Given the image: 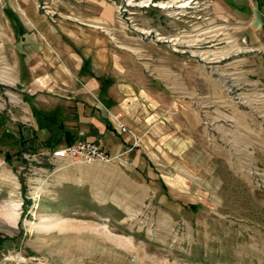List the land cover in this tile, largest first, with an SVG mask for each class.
<instances>
[{
	"label": "rangeland",
	"instance_id": "374dc122",
	"mask_svg": "<svg viewBox=\"0 0 264 264\" xmlns=\"http://www.w3.org/2000/svg\"><path fill=\"white\" fill-rule=\"evenodd\" d=\"M262 2L0 0V264H264ZM64 47L125 79L121 160L14 147Z\"/></svg>",
	"mask_w": 264,
	"mask_h": 264
},
{
	"label": "crops",
	"instance_id": "0c3cea01",
	"mask_svg": "<svg viewBox=\"0 0 264 264\" xmlns=\"http://www.w3.org/2000/svg\"><path fill=\"white\" fill-rule=\"evenodd\" d=\"M261 7L264 17V0ZM261 47L264 54V42ZM54 49L58 52L55 55L64 56ZM64 51L74 59L47 61L48 74L44 76H49L50 80H45L44 76L26 78L27 81L22 78L29 91L23 98L24 118L15 136L17 139L20 136L22 148L41 153L77 138L93 140L121 160L130 149L127 138L117 131L118 126L124 124L128 89L125 79H121L116 66L111 65L110 54L105 60L103 49L93 56L72 47H64ZM111 70L118 77L112 78ZM22 73L24 77L29 71L23 66ZM19 144L14 147L18 148Z\"/></svg>",
	"mask_w": 264,
	"mask_h": 264
},
{
	"label": "built area",
	"instance_id": "2783aa9c",
	"mask_svg": "<svg viewBox=\"0 0 264 264\" xmlns=\"http://www.w3.org/2000/svg\"><path fill=\"white\" fill-rule=\"evenodd\" d=\"M118 133H130V129L125 124H120L117 128ZM50 159L55 161L71 162H110L117 159L99 142L77 138L73 142L56 146L47 153Z\"/></svg>",
	"mask_w": 264,
	"mask_h": 264
},
{
	"label": "trees",
	"instance_id": "16d2710c",
	"mask_svg": "<svg viewBox=\"0 0 264 264\" xmlns=\"http://www.w3.org/2000/svg\"><path fill=\"white\" fill-rule=\"evenodd\" d=\"M20 146H21V148H22V146H23L22 142H20ZM19 149H20V148H19ZM20 152H21V151L18 150V153H20ZM5 158H6L7 160H10V154L6 152V154H5Z\"/></svg>",
	"mask_w": 264,
	"mask_h": 264
},
{
	"label": "bare ground",
	"instance_id": "6f19581e",
	"mask_svg": "<svg viewBox=\"0 0 264 264\" xmlns=\"http://www.w3.org/2000/svg\"><path fill=\"white\" fill-rule=\"evenodd\" d=\"M161 6L160 7H167L168 5H165V4H160ZM187 4H180L178 5L179 7H185ZM70 252V251H69Z\"/></svg>",
	"mask_w": 264,
	"mask_h": 264
}]
</instances>
